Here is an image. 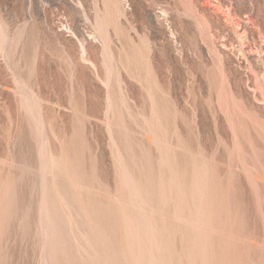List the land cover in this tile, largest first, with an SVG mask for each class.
Instances as JSON below:
<instances>
[{"label":"rangeland","instance_id":"1","mask_svg":"<svg viewBox=\"0 0 264 264\" xmlns=\"http://www.w3.org/2000/svg\"><path fill=\"white\" fill-rule=\"evenodd\" d=\"M90 263L264 264V0H0V264Z\"/></svg>","mask_w":264,"mask_h":264},{"label":"bare ground","instance_id":"2","mask_svg":"<svg viewBox=\"0 0 264 264\" xmlns=\"http://www.w3.org/2000/svg\"><path fill=\"white\" fill-rule=\"evenodd\" d=\"M1 32H2V31H1ZM1 34H2V33H1ZM41 125H42V124H41ZM52 156H53V155H52ZM57 164H58V163H57ZM48 166H49V165H48ZM45 167H46V166H45ZM42 169H43V168H42ZM53 170H54V169H53ZM42 171H43V170H42ZM44 180H45V179H44ZM46 195H47V194H46ZM55 195H56V194H55ZM48 196H49V195H48ZM48 196H47V197H48ZM42 199H43V198H42ZM57 199H58V198H57ZM45 201H46V200H45ZM48 203H49V202H48ZM44 204H45V203H44ZM46 204H47V202H46ZM47 205L49 206V204H47ZM52 205H53V204H52ZM50 206H51V205H50ZM42 207H44V209H45L46 206L43 205ZM53 207H54V206H52L51 208L53 209ZM61 207H62V206H61ZM73 207H74V206H73ZM75 207H76V206H75ZM41 209H42V208H41ZM47 209H48V208H47ZM73 209H74V208H73ZM74 210H75V209H74ZM49 211H50V210H49ZM60 211H61V210H60ZM43 212L45 213L46 211H43ZM48 213H49V212H47V213H45V214H46V215L51 214V212H50L49 214H48ZM73 213H74V212H73ZM78 213H81V212H78ZM42 214H43V213H42ZM45 214H44V215H45ZM53 214H54V213H52V215H53ZM75 214H76V213H75ZM81 214H82V213H81ZM53 216H54V215H53ZM60 216H61V215H60ZM59 218H60V217H59ZM59 218L56 219V221L60 220ZM49 219H50V221H52V220H51V216L48 218V220H49ZM83 219H84V218H83ZM181 219H182V218H181ZM45 220H46V219H45ZM61 220H62V219H61ZM63 220H64V219H63ZM63 220H62V221H63ZM46 221H47V220H46ZM41 222H42V221H41ZM43 222H45V221L43 220ZM43 222H42V223H43ZM54 222H55V221H54ZM39 223H40V222H39ZM49 223H50V224H49V226H50V225H51V222H49ZM56 223H57V222H56ZM59 223L61 224V221H59L58 224H59ZM63 223H64V222H63ZM58 224H57V225H58ZM60 224H59V226H61ZM45 225H46V224H43L42 226L45 227ZM53 225H55V224H53ZM53 225H52V226H53ZM57 225H56V226H57ZM65 225H66V222H65ZM65 225H64V226H65ZM68 225H69V224H68ZM80 225H81V224H80ZM56 226H55V228H56ZM59 226H58V227H59ZM47 227H48V225H47ZM58 227H57V228H58ZM65 227H67V226H65ZM73 227H74V226H73ZM60 228L63 229L62 226H61ZM69 228H70V227H69ZM45 229H46V228H45ZM66 229H68V228H66ZM66 229H65V231H66ZM49 230H50V228H49ZM53 230L55 231V229H53ZM57 230L60 231V229H57ZM68 230H70V229H68ZM59 231H58V232H59ZM50 232H51V230H50ZM56 232H57V231H56ZM58 232H57V233H58ZM67 232H68V231H67ZM59 233H62V232L60 231ZM64 233H65V232H64ZM64 233H63V234H64ZM68 233H69V232H68ZM53 234H54V237H55V236H56V235H55L56 233L54 232ZM65 234H66V233H65ZM71 235H72V234H71ZM44 236H45V235H44ZM44 236H43V237H44ZM51 236H53V235H51ZM63 236H65V235H63ZM63 236H62V237H63ZM66 236H67V235H66ZM76 236L78 237V235H76ZM54 237H53V238H54ZM59 237H60V239L62 238L60 234H59ZM68 237H69V236H68ZM68 237H67V238H68ZM74 237H75V236H74ZM46 238H47V237H46ZM50 238H51V237H50ZM70 238H71V237H70ZM51 239H52V238H51ZM51 239H50V240H51ZM60 239H59V240H60ZM73 239H74V238H73ZM79 239H80V238H79ZM45 240H46V239H45ZM48 240H49V239H48ZM50 240H49L48 243H50ZM55 240H57L56 237H55ZM59 240H58V241H59ZM66 240H67V239H66ZM46 241H47V240H46ZM68 241H69V239H68ZM54 242H55V241H54ZM59 242H61V241H59ZM82 242H83V241H82ZM51 243H52V244H51ZM51 243H50V244L53 246V240H52ZM56 243H57V242H56ZM56 243H55V244H56ZM67 243H69V242H67ZM77 243H78V242H77ZM45 244H47V242H45ZM50 244H49V245H50ZM86 244H87V243H86ZM57 245H59V243H58ZM60 245L63 246V244H60ZM83 245H84V244H83ZM45 246H47V245H45ZM65 246H66V243H65ZM79 246H80V245H79ZM71 247H72V246H71ZM53 248L55 249V247H53ZM59 248H62V247H59ZM66 248H67V247H66ZM72 249H73V247H72ZM76 249H77V248H76ZM64 250H67V249H64ZM64 250H63V252H64ZM68 250H69V249H68ZM80 251H81V250H80ZM47 252H48V251H47ZM75 252H76V251H75ZM48 253H49V252H48ZM52 253H53V252H52ZM68 253H69V251H68ZM68 253H67V255H68ZM65 254H66V253H65ZM77 254H78V253H77ZM53 255H55V254H53ZM79 255H80V254H79ZM69 256H70V255H69ZM66 258L68 259V257H66ZM46 259H47V258H46ZM67 259H65V260H67ZM105 259H106V258H105ZM62 262H63V260H62ZM67 262H68V260H67ZM90 264H91V263H90ZM101 264H102V263H101Z\"/></svg>","mask_w":264,"mask_h":264}]
</instances>
